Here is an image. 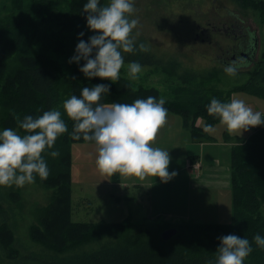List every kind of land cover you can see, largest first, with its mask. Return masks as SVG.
Wrapping results in <instances>:
<instances>
[{"label": "rangeland", "instance_id": "obj_1", "mask_svg": "<svg viewBox=\"0 0 264 264\" xmlns=\"http://www.w3.org/2000/svg\"><path fill=\"white\" fill-rule=\"evenodd\" d=\"M42 1L44 5L39 6L44 12L52 4L57 6V11L53 12L57 17L50 36L49 31L42 32L40 46L49 60L61 70V83L54 90V109H59L64 117L63 102L69 98L68 83L85 85L94 79L109 84L116 82L108 78H87L77 63L69 62L81 38L78 33L84 32L82 38L85 40L94 34L86 21L80 19L83 8L77 4L78 0ZM222 1L135 0V11L131 15L139 23L132 34L143 40L135 43L144 44L145 50L149 45L154 52L161 54L148 55L142 50L141 58L144 62H149V59L162 61L164 66L144 63L139 78L131 80L127 75L128 63H125L120 79L127 80L135 88H155L165 101L178 98L189 100L191 96L188 92H197V98L207 96L210 102L215 92H221L224 99L230 92V99H244L253 110L264 113V97L234 89L251 82L258 84L259 90H264V64H258L264 60V20L260 12L246 9L237 2ZM10 6L9 0H0L1 12ZM71 10L76 12L75 16H71ZM232 15L243 20L245 26H251L258 37L257 56L250 59L257 64L239 66L242 68L235 76H229L224 71L225 66L218 62L219 57L227 61L230 55L227 52L234 46V38L224 32V28L235 19ZM196 75L199 80L190 85L180 81L184 78L191 82V77ZM176 90L182 91L179 94ZM195 124L204 130L199 138L194 136L190 127H185L183 116L168 111L165 124L152 142L154 147L170 153L169 171L175 170L177 175L167 182L151 175L140 178L120 173L102 174L96 166L97 145L88 142L73 144L72 220L92 225L123 226L115 228L110 235L71 246L60 253L47 249L31 237L32 229L39 225L38 210L50 204L56 188H46L36 179L22 187L0 186V213L6 222L0 237V264L25 259L44 262L51 258L65 259L91 254L106 248L128 247L138 240L139 243L157 240L165 230L179 229L181 224H232L233 189L228 167L232 162L230 145L239 138L248 140L255 133V128L250 127L242 133L239 130L230 131L220 121L208 124L202 117H198ZM209 125L212 127L208 128ZM227 141L232 144L227 145ZM199 157L203 166L200 177V169L192 167ZM205 159L212 160L205 162Z\"/></svg>", "mask_w": 264, "mask_h": 264}, {"label": "trees", "instance_id": "obj_2", "mask_svg": "<svg viewBox=\"0 0 264 264\" xmlns=\"http://www.w3.org/2000/svg\"><path fill=\"white\" fill-rule=\"evenodd\" d=\"M78 1L77 4L79 3L80 8H83V0ZM230 1L237 2L246 9L260 12L264 20V0ZM9 2L11 6L6 8V11L1 12L0 9V129L12 127L22 133L23 130L17 123V116L20 119H23L25 114L36 116L42 114L43 111L54 109L56 104L54 90L61 83V70L49 60L46 51L41 48L40 35L44 31H49L50 36L54 19L57 17L53 12L57 11V6L52 4L48 6L49 10L44 12V9L39 6L44 5L42 0H9ZM37 6H39L38 9ZM75 14L76 12L71 10V16ZM86 16L87 13L82 9L80 19L86 21ZM253 32V39L256 40V31L253 30ZM131 35L134 41L143 42L142 39ZM146 48L145 52L148 55L161 56L149 45H146ZM141 52L140 49L132 53L124 52L125 63L139 61L142 65L149 63V66H164L161 60L159 62L149 59V62H144ZM249 63L255 64L256 61L250 60ZM258 64H264V60ZM238 69L241 68L238 66ZM197 80L199 79L196 75L191 77V82L184 78L180 81H183L185 85H190ZM71 83L73 82L67 85L69 97L73 94L80 95L83 86L92 87L96 83L108 82L94 79L85 85H71ZM110 85V92L102 94L100 103H131L138 98L146 99L148 96H154L159 99L161 97L159 90L135 88L125 79H119L115 84ZM257 85L248 82L234 89L264 97V90H259ZM181 91L176 90L179 94ZM188 93L191 96L189 100L181 98L169 100L166 101L165 107L183 116L185 127H190L194 136L199 138L204 130L195 124L198 117L206 119L208 124L220 120L207 112L205 106L210 103L207 96L197 98V92ZM227 93L228 97L226 96L225 99L222 98L221 92H215L214 97L221 101H229L230 92ZM63 119L68 125V131L57 138L53 149H47L44 153L50 170L49 176L46 179L36 177L40 185L49 189L56 188L54 189L56 193L47 207L38 210L39 225L34 227L31 233L33 240L57 253L66 251L71 246L110 235L115 228L123 226L117 224L92 225L72 220L71 158L73 144L95 142L85 141L82 136L79 140L75 139L71 135L74 121L67 114ZM52 150H58L59 155L51 156ZM230 171L234 209L232 224H181L174 240L170 241L158 238L139 243L138 240L132 246L106 248L95 253L79 254L65 259L51 258L44 262L25 259L16 263L4 264H215L216 250L220 244L218 237L229 233H235L241 237L246 236L252 243L253 251L244 260V264H264V248L258 247L253 240L257 232L264 236V214L262 213L264 207V125H258L255 133L247 142H242L240 138L237 140L232 148ZM5 223V218L0 213V237ZM0 247L2 248L1 239Z\"/></svg>", "mask_w": 264, "mask_h": 264}, {"label": "clouds", "instance_id": "obj_3", "mask_svg": "<svg viewBox=\"0 0 264 264\" xmlns=\"http://www.w3.org/2000/svg\"><path fill=\"white\" fill-rule=\"evenodd\" d=\"M87 13L86 23L93 35L87 40L78 33L74 54L69 62L79 65L87 78H108L111 82L120 79L125 65L124 52L145 50L137 45L132 32L139 21L132 17L135 0H87L83 4ZM83 60L84 63H80ZM139 61L127 64V75L131 80L139 78L142 71ZM229 76L238 73V65H225ZM109 83L83 86L80 95H71L63 102L64 112L74 121L71 135L79 140L94 141L97 145L96 166L102 174L134 175L140 178L151 175L167 182L177 175L169 171V151L154 147L158 130L165 124L169 109L165 99L148 96L131 103H100L102 94L110 92ZM209 115L219 118L230 131L249 130L264 125V113L255 111L244 99L233 97L221 101L215 97L206 106ZM21 133L12 127L0 129V186L22 187L33 183L37 176L46 179L49 167L44 157L47 149H53L59 136L68 131V125L59 109H49L33 116L16 117ZM212 126L209 125L208 128ZM207 130V129H206ZM50 155L56 157L58 150ZM215 264H244L252 253V243L246 236L229 233L218 237ZM258 247L264 248V236L259 232L253 237Z\"/></svg>", "mask_w": 264, "mask_h": 264}, {"label": "flooded vegetation", "instance_id": "obj_4", "mask_svg": "<svg viewBox=\"0 0 264 264\" xmlns=\"http://www.w3.org/2000/svg\"><path fill=\"white\" fill-rule=\"evenodd\" d=\"M232 16L235 19L224 28V32L227 36L234 38V46L227 52L230 54L227 61L219 57L218 62L224 66L235 62L238 66L246 67L255 48L254 32L251 26H245L243 20L240 21L236 15Z\"/></svg>", "mask_w": 264, "mask_h": 264}, {"label": "water", "instance_id": "obj_5", "mask_svg": "<svg viewBox=\"0 0 264 264\" xmlns=\"http://www.w3.org/2000/svg\"><path fill=\"white\" fill-rule=\"evenodd\" d=\"M256 43H255V48L252 54V59H255V57L257 56V51H258V37L256 34ZM254 61V60H252ZM178 233V229L177 228H169L167 230H165L162 235L161 238L164 241H170L171 239H173Z\"/></svg>", "mask_w": 264, "mask_h": 264}, {"label": "crops", "instance_id": "obj_6", "mask_svg": "<svg viewBox=\"0 0 264 264\" xmlns=\"http://www.w3.org/2000/svg\"><path fill=\"white\" fill-rule=\"evenodd\" d=\"M242 141L243 142H247L248 140H244V139H242ZM235 141H233V144L232 143H230L229 141H227L226 142V144L227 145H230V144H232V145H230L231 146V148H233L235 145H236V143H237V140H236V142L234 143ZM200 158V157H199ZM207 160H212V159H205V162L207 161ZM202 160H201V158L199 159V160H196V162H198L200 165H201V167H200V170H199V172H198V175H199V177L201 176V170H202V168H203V166H202V162H201ZM193 162V161H192ZM219 162V161H218ZM220 164V163H219ZM228 167H229V171H230V163H229V165H228ZM230 173H231V171H230ZM202 178V177H201ZM152 212V211H151ZM152 213H154V212H152ZM160 217V216H159ZM233 217H234V215H233ZM150 218V217H149ZM150 219H152V218H150ZM167 223V222H166ZM169 224V223H168ZM212 224V223H211Z\"/></svg>", "mask_w": 264, "mask_h": 264}, {"label": "built area", "instance_id": "obj_7", "mask_svg": "<svg viewBox=\"0 0 264 264\" xmlns=\"http://www.w3.org/2000/svg\"><path fill=\"white\" fill-rule=\"evenodd\" d=\"M254 128H258V126H254ZM193 168L195 169H200L201 165L198 163V162H194L193 165H192Z\"/></svg>", "mask_w": 264, "mask_h": 264}]
</instances>
